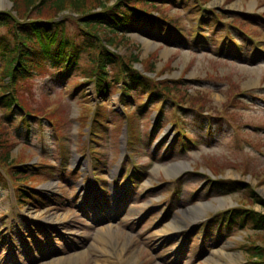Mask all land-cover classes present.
Segmentation results:
<instances>
[{"label":"rangeland","instance_id":"obj_1","mask_svg":"<svg viewBox=\"0 0 264 264\" xmlns=\"http://www.w3.org/2000/svg\"><path fill=\"white\" fill-rule=\"evenodd\" d=\"M121 1L180 23L188 44L138 25L112 42L105 32L99 38L84 31L83 15L91 20ZM175 1L156 0L161 5L151 6L142 0H107L102 7L96 0H77L75 12L69 5L60 11L6 0L0 8L17 22L8 31L0 28V36L19 37L15 28L28 30L43 55L64 36L70 47L89 38L119 58L136 55L131 68L162 94L151 99L150 92L132 87L125 98L120 83L98 93L94 75L86 76L95 69L86 52L67 77L43 66L16 84L15 95L27 105L21 116H33L28 132L18 126L20 114L3 109L0 126L5 117L11 119V164L29 165L35 174L20 180L12 176L13 166L0 168V264H68L73 257H78L75 264H246L253 261L248 247L264 250V228L253 221L239 226L237 216L235 225L226 227L231 210H249L264 221V0ZM202 15L210 21H202ZM160 17L156 20L164 26ZM195 23L206 32L215 24L208 32L215 37L192 38ZM34 24L40 30L33 31ZM43 30L50 38L42 39ZM223 35L235 43L234 57L216 54ZM107 71L115 74L111 66ZM173 82L180 91L166 95L162 86ZM92 122L101 132L93 141L86 134ZM61 157L70 172L59 166ZM175 164L187 169L165 175L164 168ZM94 170L103 172L104 181L94 178ZM129 173L135 174L130 183L123 179ZM229 182L242 185L223 195L221 187L227 191ZM48 184L53 187L47 189ZM24 186L39 192L27 203L17 192ZM222 198L223 208L205 210L172 236H161L181 211ZM226 211V225L208 222ZM55 222L61 224L55 227Z\"/></svg>","mask_w":264,"mask_h":264},{"label":"trees","instance_id":"obj_2","mask_svg":"<svg viewBox=\"0 0 264 264\" xmlns=\"http://www.w3.org/2000/svg\"><path fill=\"white\" fill-rule=\"evenodd\" d=\"M26 2L25 7L29 8L31 6H34L37 2L40 4V6L44 5L47 8H52L53 6L56 8H59L60 11L69 5L72 10L75 12H79V8L77 5V0H23ZM99 2V5L103 6V3L107 0H103L101 3V0H96ZM145 2H148L151 6H158L161 5L159 2H155L156 0H142ZM165 2H176L175 0H161ZM182 1V0H181ZM50 2V3H48ZM15 4V3H14ZM92 16L91 20H89V17L86 15H83V20H81V23L83 25L84 31H88L90 33H94L99 38H103L101 32H105L106 36L108 37V40L112 42L115 39L116 35L118 33L124 34L125 32H128L131 30L132 26L138 25L140 27L149 28L150 30L153 29L158 35L166 36L169 40H172L174 43H178L181 45H187V37L188 34L185 32L184 27L180 26V23L174 22L173 20L169 19L170 21H165L167 18H161L153 17L152 14H149L148 12H145V10H140L138 8H135L133 6H130L128 4L123 3L122 1L115 6V8L108 9L103 14H100L99 16L95 17ZM163 19L162 23H164V26H159V22L156 19ZM202 21H210L208 17L201 16ZM93 19V20H92ZM160 21V20H159ZM172 21V22H171ZM51 24H59L55 21H50ZM216 22V21H215ZM173 25H172V24ZM13 25H17V22L13 21L11 16L7 13H0V28H4L7 31L12 28ZM197 23H195L194 27L195 30L192 32V38H202L206 37L205 35L208 34L210 37H215L213 34L208 33L210 30L214 29L215 24L213 25H207L208 32L205 30H202L200 26H198ZM17 33L19 34V37H11L8 38L7 36H0V59L2 62V65H0V79L6 78V80H0L1 86H0V109H3L6 113L11 112V114L17 113L19 115V121L18 126L24 125L29 126L27 124L28 120L32 121L30 117H33L32 115H25L24 117L21 116L23 111L26 109V102H21L20 98L15 95V86L19 82L23 81L24 79L30 78L32 75H36V68L39 70L40 68H43V66L47 67L48 69H54L58 68L62 71L63 76H68L70 71L75 68L77 65H79L80 61V54L86 52L90 55L89 63L90 65L95 68L93 72L89 71L86 73V76H92L94 75L95 78V85L98 86V93L107 92L109 87L115 88L119 83L121 84L120 87V93L125 97H129V93L131 91V88H140L141 90L144 89V91L151 93V99L152 98H159L162 94H159V92L153 91L152 82L140 75L138 72H136L134 69L131 68V64L134 63V60H137L135 57L136 55L131 54L128 58H119L115 55H111L108 52L104 50L103 47L97 46L95 42L87 38V40L82 43L79 46L72 45L70 47L69 41L64 36L63 40L58 41V46L55 50L50 48L46 55H43L42 52H38L35 48V44L37 43V40L32 36L31 32L28 30H20L18 28H15ZM40 28L33 25V31H38ZM42 30V29H41ZM41 33L42 39H48L50 38V35L45 32ZM200 32L202 34H200ZM193 44L195 45V41H193ZM235 44L231 38L227 39L226 35H223V37L220 39L218 44L216 45L217 51L224 49L225 47L228 49H232V45ZM65 62V65L63 66L62 63ZM137 62V61H136ZM31 64H34L35 66L33 69L29 70ZM115 69V74L110 75L107 71L108 67ZM8 76L11 77V79L8 78ZM31 76V77H32ZM160 85V84H158ZM162 90L165 92L166 95H170V93H175L180 91L179 84L177 82H173V84L169 87H163ZM189 100H186V102ZM140 110H143L145 107L140 105ZM98 119V118H97ZM10 123L11 119L9 117H5V120H2L1 126H0V168H6L7 166H13L12 168L13 173L12 176L16 179H26L27 176H30L31 174H35L34 168H31L29 165H12V158H11V149L8 147L10 142V134L8 133V129H10ZM16 126L14 128V133H17ZM91 133L96 134L100 133L97 131V125L96 123L91 125ZM157 128V122L156 125H153V132H155ZM180 128V134L184 132L185 128L184 125L181 124ZM184 129V130H182ZM28 132V130L25 129V133ZM132 133V132H131ZM179 135V134H178ZM130 138V134H129ZM130 143L132 144V139L130 138ZM220 184V183H217ZM232 185V186H231ZM239 185L235 182H229L228 189L229 191H235L239 189ZM225 187H221V193L224 194ZM18 196L21 197L20 201L27 203L28 200L31 199V194H35L34 191L29 190L27 187H19L17 188ZM33 197V196H32ZM256 203L263 204L262 201L256 200ZM234 215L233 216H242L244 220H251L254 222L255 227L257 229L264 228V221L261 220L258 216H256L255 213L249 211V210H233L231 211ZM232 216V217H233ZM223 217V214L219 216H215V220L220 219L219 222H221V219ZM264 219V218H263ZM232 220L230 218L229 222ZM247 254L252 260H249L250 263L248 264H255L257 262H260L264 264V250L255 248V247H248L247 248ZM255 261V262H254Z\"/></svg>","mask_w":264,"mask_h":264},{"label":"bare ground","instance_id":"obj_3","mask_svg":"<svg viewBox=\"0 0 264 264\" xmlns=\"http://www.w3.org/2000/svg\"><path fill=\"white\" fill-rule=\"evenodd\" d=\"M6 0H0V8H3L5 6ZM139 29H143V28H139ZM252 85V84H249ZM187 167L184 166L183 164H175V165H171L168 166L166 168H164L163 172L165 175L169 176V177H175L178 174H180L182 171L186 170ZM214 183H219L214 181ZM47 189L53 187L52 184H48L47 186H45ZM229 194V193H228ZM226 195V194H225ZM226 199L222 198L217 200L214 204L213 203H203V204H196L194 207L192 208H188L186 211H181V215L175 216L173 218V220L171 221V223L167 226L166 229L163 230L162 233V237H168V236H172L173 234L177 233L179 230L183 229L185 226V222L189 221V219H192L190 221L194 222L196 221L198 218L201 217V215L205 212V210H213V209H220L223 208L224 205L226 204ZM61 222H55L53 223V225L58 226L60 225ZM179 243V242H178ZM178 243H176L175 247L172 249V252H176L177 251V245ZM103 251V250H101ZM121 255H120V259H121ZM78 257H73L70 258L68 260V264H75L77 261ZM232 262V259H231ZM115 264V263H113Z\"/></svg>","mask_w":264,"mask_h":264}]
</instances>
